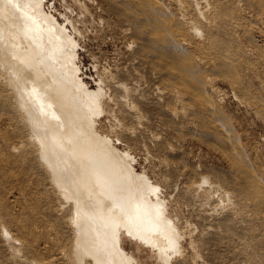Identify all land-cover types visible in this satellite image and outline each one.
<instances>
[{
	"label": "bare ground",
	"instance_id": "6f19581e",
	"mask_svg": "<svg viewBox=\"0 0 264 264\" xmlns=\"http://www.w3.org/2000/svg\"><path fill=\"white\" fill-rule=\"evenodd\" d=\"M42 1L0 0V101L8 112L2 116L1 137L8 151L0 160L39 165L38 173L69 202L71 213L59 218L71 229L68 242L59 250V258L67 259L64 264H86L88 259L96 264H135L123 245L124 232L159 249L168 264L167 249L175 246L177 232L158 200L160 185L135 170L128 150L111 145L103 122L105 118L122 119L125 124L133 122L135 129L143 127L147 121L142 106L154 108L157 101L145 93L139 76L127 79L132 74L129 68L119 67L114 74L94 63L99 78L97 87H89L82 74L94 75L84 71L77 60L78 47L86 36L80 25L85 15L81 20L76 16L51 18L41 8ZM111 1L127 10L118 15L129 25L123 31L135 44L132 64L143 60L166 77L168 87L161 94L182 104L186 94L195 100L194 111L209 120L206 132L226 147L225 155L234 163L235 187L245 194L238 200L252 206L264 225V176L245 157L239 135L213 98L217 89L207 72L220 73L245 98L248 90L238 71L247 55L238 43L239 31L246 30L238 7L230 0ZM171 4L178 6V13ZM251 104L258 110L264 108L259 98ZM102 113L106 114L101 117ZM172 115L180 118L175 111ZM195 190L194 184L186 189L191 195ZM223 190L221 198L232 197ZM48 210L51 213V207ZM59 231L56 234L62 237ZM244 252L246 260L249 253Z\"/></svg>",
	"mask_w": 264,
	"mask_h": 264
},
{
	"label": "rangeland",
	"instance_id": "374dc122",
	"mask_svg": "<svg viewBox=\"0 0 264 264\" xmlns=\"http://www.w3.org/2000/svg\"><path fill=\"white\" fill-rule=\"evenodd\" d=\"M42 3L41 8L51 18L76 16L81 20L85 15L86 21L80 25L84 27L86 36L81 39L77 60L84 71L94 75L86 77L82 74L89 87L96 86L99 78L94 63H99L100 69L103 65L108 67L114 74H118L119 67L124 71L129 68L132 74L127 79L139 76L144 81L145 93L157 101L154 108L142 106L147 121L143 127L135 129L133 122L125 124L122 119L105 118L103 122L111 145L119 151L128 150L135 170L147 174L160 185L158 200L163 203L165 214L173 220L177 232L175 246L167 249L168 264H264V225L252 206L238 200L241 193L243 197L245 194L235 187L233 177L236 168L225 155L226 147L206 132L209 120L194 111L193 98L186 94L185 104H182L167 94H161L168 87L166 77L152 71V66L143 60L132 64L133 55H136L135 44L123 31L129 25L120 21L118 15L127 10L111 0H43ZM230 3L238 7L240 22L246 30L239 31L238 36L241 44L238 45L246 48L247 55L238 73L251 95L247 91L249 97L245 95L242 99L238 90L229 85L220 73L209 69L207 72L217 89L212 94L213 98L218 100L233 131L239 135L245 157L264 176V108L258 110L251 104L255 98L264 104V0H230ZM171 6L179 12L177 5ZM120 22L123 25H119ZM156 87L159 90L154 93ZM246 99L252 100H248L249 103ZM174 111L180 118L172 115ZM6 114L8 112L1 102L0 155L8 151L1 142L4 136L2 116ZM39 169V165L0 160V264H38L42 261L64 264V260L67 261L59 258V250L68 242L71 229L59 218L68 217L71 206L52 184L49 185L48 178L38 173ZM204 176H207V181L203 180ZM191 184L197 187L195 195L186 191ZM223 189L232 197L221 198L219 192ZM233 191L239 192L235 193L239 198L232 194ZM59 229V233L64 234L62 237L56 234ZM49 236L52 237L51 243H46L45 238ZM122 236L123 245L135 264H167L159 249L144 244L127 232ZM244 251L249 253L246 260L242 256ZM85 263L96 264L90 259Z\"/></svg>",
	"mask_w": 264,
	"mask_h": 264
}]
</instances>
